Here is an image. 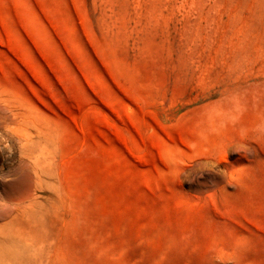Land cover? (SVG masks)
<instances>
[{
	"label": "rangeland",
	"instance_id": "obj_1",
	"mask_svg": "<svg viewBox=\"0 0 264 264\" xmlns=\"http://www.w3.org/2000/svg\"><path fill=\"white\" fill-rule=\"evenodd\" d=\"M0 264H264V0H0Z\"/></svg>",
	"mask_w": 264,
	"mask_h": 264
},
{
	"label": "bare ground",
	"instance_id": "obj_2",
	"mask_svg": "<svg viewBox=\"0 0 264 264\" xmlns=\"http://www.w3.org/2000/svg\"><path fill=\"white\" fill-rule=\"evenodd\" d=\"M10 122H11V121H10ZM13 123H14V122H13ZM13 123H12V124H13ZM6 144H7V143H6ZM6 144H5V145H6Z\"/></svg>",
	"mask_w": 264,
	"mask_h": 264
}]
</instances>
